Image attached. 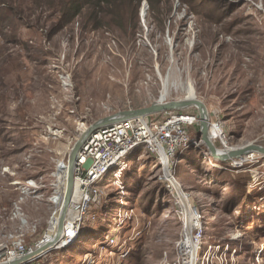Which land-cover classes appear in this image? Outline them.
<instances>
[{"label": "rangeland", "instance_id": "obj_1", "mask_svg": "<svg viewBox=\"0 0 264 264\" xmlns=\"http://www.w3.org/2000/svg\"><path fill=\"white\" fill-rule=\"evenodd\" d=\"M144 3L130 36L34 6L0 23V241H42L59 209L58 165L82 132L160 101L165 83L164 103L185 100L190 84L209 120L220 117L217 150L264 148V0H174L161 20L148 8L142 18ZM198 129L188 132L201 141ZM200 147L175 164L177 191L153 155L128 163L118 182L103 181L107 200L77 236L34 264H180L185 205L204 227L203 251L215 250L209 264H264V156L215 163Z\"/></svg>", "mask_w": 264, "mask_h": 264}, {"label": "built area", "instance_id": "obj_2", "mask_svg": "<svg viewBox=\"0 0 264 264\" xmlns=\"http://www.w3.org/2000/svg\"><path fill=\"white\" fill-rule=\"evenodd\" d=\"M221 123L220 117L216 115L214 120H209L208 129L211 126L220 127ZM198 125V114L187 111H167L148 117L131 118L106 124L92 132L77 154L73 170L72 197L65 217L63 232L58 240L60 245L54 249L63 248L67 245L65 239L73 240L77 236L88 208L103 206L102 201L107 200V189L103 181L108 183L112 175L121 176L122 169H125L131 161H138L144 155H153L160 165L164 180L172 191L180 190L175 179V164L180 156H183L190 148H201V141L191 138L188 132L189 128L198 127ZM224 134L221 131V135L216 139L222 138ZM212 162L219 163L220 161L213 159ZM245 162L246 160H242L241 166ZM57 174L59 182H57V186H54L55 193L50 199L56 207L59 206L60 199L62 201L66 187V181H60L59 171ZM119 190L124 191V188L119 187ZM59 210L60 206L58 211H54L51 221L59 215ZM181 210L180 215L183 220L187 221V209L183 207ZM119 217L120 215H117V218ZM190 221H194L191 222L192 228L189 235L191 243L196 244L194 260L190 261L189 251L192 253V250L188 248L186 238H184L181 245L180 264H209V260H212L211 254L215 250L210 248V250L203 251L204 227L200 225L195 215H191ZM71 232L73 234H70ZM47 233L42 241L33 246H27L24 236L19 235H10L1 240L0 264L14 260H20L16 264L36 263L51 250L47 249L25 261L22 259L42 247ZM217 264H227V262L219 260Z\"/></svg>", "mask_w": 264, "mask_h": 264}, {"label": "trees", "instance_id": "obj_3", "mask_svg": "<svg viewBox=\"0 0 264 264\" xmlns=\"http://www.w3.org/2000/svg\"><path fill=\"white\" fill-rule=\"evenodd\" d=\"M143 1L147 4L148 15L161 20L170 11V3L174 0H0V23L6 18L16 17L15 10L23 12L27 7L34 6L40 11L51 10L52 16L61 18L63 24L78 19L83 24L82 28L94 31L123 26L124 34L129 35L127 26L138 25L139 7ZM7 5L12 7L7 8Z\"/></svg>", "mask_w": 264, "mask_h": 264}, {"label": "water", "instance_id": "obj_4", "mask_svg": "<svg viewBox=\"0 0 264 264\" xmlns=\"http://www.w3.org/2000/svg\"><path fill=\"white\" fill-rule=\"evenodd\" d=\"M147 5L144 3L143 9L147 10ZM145 12L142 13L141 11V17H145ZM195 108L197 109L198 113V118H199V136L201 137V141L208 150V152L212 155L213 159H216L217 161H226L231 158H237L240 157L244 154H247L249 152H254L260 155L264 156V148L259 147V146H246L245 148H242L240 150H235V151H219L215 148L214 144L211 142L209 135H208V121H209V116L206 107L200 102V101H194V102H189L186 100L179 101V102H168V103H162V102H156L150 105L149 107L146 108H141V109H135V110H125L118 112L112 116L106 117L102 120H99L98 122L90 125L87 129H85L82 134L80 135L79 139L76 141L74 146L71 149V152L67 158V175H66V187H65V193L60 205V212L58 215V226H57V232L54 235V240L57 241L59 240V236H61L63 232V227H64V222H65V217L67 214V210L70 204V200L72 197V191H73V170L75 167L76 159H77V154L79 153L83 143L85 142L86 138L95 130L98 128L106 125V124H111V123H116L119 121H123L126 119H131V118H143V117H148L152 116L155 114H159L162 112H167V111H182L186 109H191ZM56 243V242H54ZM46 247V246H44ZM42 247V248H44ZM42 248L37 249L34 253L27 255L24 257L22 260L25 261L27 259H30L36 255L42 250ZM42 253V252H41ZM40 254V253H39ZM20 260H14L6 264H16Z\"/></svg>", "mask_w": 264, "mask_h": 264}, {"label": "bare ground", "instance_id": "obj_5", "mask_svg": "<svg viewBox=\"0 0 264 264\" xmlns=\"http://www.w3.org/2000/svg\"><path fill=\"white\" fill-rule=\"evenodd\" d=\"M141 10H143V12L145 11L144 9H143V7H142V9ZM142 12V13H143ZM145 14H146V12H145ZM166 91H167V85H166V83L164 84V89H163V93L161 94V100L159 101V102H164V100H163V98H165V96H166ZM184 92L186 93V97H185V100L186 101H189V102H194V101H198L197 99H196V94H195V91H194V89H193V87L189 84L186 88H184ZM208 123H209V121H208ZM208 135H209V138H210V140H211V142L214 144V141L216 140V138L219 136V135H221V130H220V128L218 127V126H211L209 129H208ZM70 153V152H69ZM67 157V156H66ZM212 160V159H211ZM58 168H60V171H59V175H60V179H61V181L62 182H65L66 181V175H67V168H68V165H67V160H64V162H62L60 165H59V167ZM123 170H125V169H122V171ZM121 173V172H120ZM113 176V175H112ZM116 176V175H115ZM119 177L120 176H118V177H116L114 180H118L119 179ZM118 178V179H117ZM181 199H182V201L184 202V200L186 199V197H184V196H182L181 195ZM61 199H60V202H59V206L61 205ZM187 201H185V203H186ZM185 207H186V209H187V205H185ZM191 210V209H190ZM187 211H188V209H187ZM192 211V210H191ZM59 212H60V210H59ZM191 215H193L192 213H188V215H187V221L185 222V225H190L191 226V228H192V223H191V221H190V217H191ZM59 219H58V216L57 217H54L53 219H52V221L50 222V227H49V231H48V233H47V237L45 238V240H44V243H43V245H42V247H44V246H46V247H44V248H42V250L39 252V253H41V252H43V251H46L47 249L48 250H52V249H54L56 246H58V245H60V241H55L54 240V235L56 234V232H57V226H58V221ZM186 230V235H185V240H186V243H187V245H188V248L189 249H191L192 250V253H191V251H189V255H190V261H193L194 260V250H195V247H196V244H192L191 243V241H190V239H189V232L191 231L190 229H189V226L187 227V228H185ZM70 234H73V232H71ZM61 236H59L58 238H60ZM54 242H56V243H54ZM59 249H62V247H60ZM38 253V254H39ZM188 258V257H187ZM189 261V262H190Z\"/></svg>", "mask_w": 264, "mask_h": 264}, {"label": "crops", "instance_id": "obj_6", "mask_svg": "<svg viewBox=\"0 0 264 264\" xmlns=\"http://www.w3.org/2000/svg\"><path fill=\"white\" fill-rule=\"evenodd\" d=\"M189 130V129H188Z\"/></svg>", "mask_w": 264, "mask_h": 264}]
</instances>
